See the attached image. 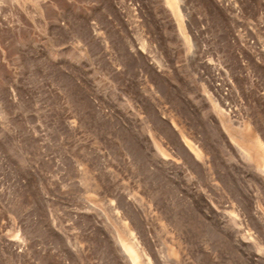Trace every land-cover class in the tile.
<instances>
[{
  "label": "clouds",
  "instance_id": "9594fccd",
  "mask_svg": "<svg viewBox=\"0 0 264 264\" xmlns=\"http://www.w3.org/2000/svg\"><path fill=\"white\" fill-rule=\"evenodd\" d=\"M0 264H264V0H0Z\"/></svg>",
  "mask_w": 264,
  "mask_h": 264
},
{
  "label": "rangeland",
  "instance_id": "374dc122",
  "mask_svg": "<svg viewBox=\"0 0 264 264\" xmlns=\"http://www.w3.org/2000/svg\"><path fill=\"white\" fill-rule=\"evenodd\" d=\"M212 106L214 108H216V103L213 102ZM220 110H224L223 106H219ZM172 125L174 128H177V131L180 132V135L182 137V139L184 140V143L186 144V146L189 148V150L197 157H199L200 155V151L198 146L193 143L191 140H189L187 137L184 136L183 131L176 125L175 121H172ZM149 136L151 137V133L149 132ZM153 144L157 147V149L161 152V154L165 157H168L169 153L167 151H165L160 145L159 143L153 138Z\"/></svg>",
  "mask_w": 264,
  "mask_h": 264
},
{
  "label": "bare ground",
  "instance_id": "6f19581e",
  "mask_svg": "<svg viewBox=\"0 0 264 264\" xmlns=\"http://www.w3.org/2000/svg\"><path fill=\"white\" fill-rule=\"evenodd\" d=\"M126 247L128 251L130 252V254L135 255V249L132 247L131 244H127Z\"/></svg>",
  "mask_w": 264,
  "mask_h": 264
}]
</instances>
